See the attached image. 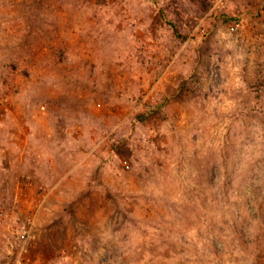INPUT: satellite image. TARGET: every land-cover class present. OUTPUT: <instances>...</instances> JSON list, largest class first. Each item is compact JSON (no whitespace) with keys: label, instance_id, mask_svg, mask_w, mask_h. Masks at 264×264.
Instances as JSON below:
<instances>
[{"label":"rangeland","instance_id":"374dc122","mask_svg":"<svg viewBox=\"0 0 264 264\" xmlns=\"http://www.w3.org/2000/svg\"><path fill=\"white\" fill-rule=\"evenodd\" d=\"M0 264H264V0H0Z\"/></svg>","mask_w":264,"mask_h":264},{"label":"built area","instance_id":"2783aa9c","mask_svg":"<svg viewBox=\"0 0 264 264\" xmlns=\"http://www.w3.org/2000/svg\"><path fill=\"white\" fill-rule=\"evenodd\" d=\"M234 28V27H233ZM235 29V28H234Z\"/></svg>","mask_w":264,"mask_h":264}]
</instances>
